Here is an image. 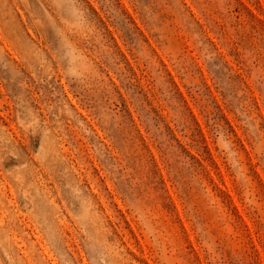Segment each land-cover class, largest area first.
Segmentation results:
<instances>
[{
    "label": "rangeland",
    "instance_id": "obj_1",
    "mask_svg": "<svg viewBox=\"0 0 264 264\" xmlns=\"http://www.w3.org/2000/svg\"><path fill=\"white\" fill-rule=\"evenodd\" d=\"M0 264H264V0H0Z\"/></svg>",
    "mask_w": 264,
    "mask_h": 264
}]
</instances>
